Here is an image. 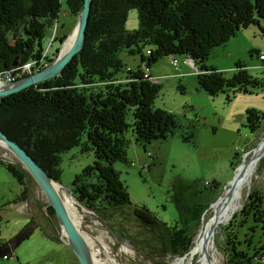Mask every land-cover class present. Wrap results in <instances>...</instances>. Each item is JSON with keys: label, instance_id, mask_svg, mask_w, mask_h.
Listing matches in <instances>:
<instances>
[{"label": "trees", "instance_id": "trees-1", "mask_svg": "<svg viewBox=\"0 0 264 264\" xmlns=\"http://www.w3.org/2000/svg\"><path fill=\"white\" fill-rule=\"evenodd\" d=\"M64 1L68 12L78 17L84 0ZM61 3L62 0H0V77L12 72L14 62L16 67L34 63L33 72L53 63L57 48L51 58L47 57L42 41L45 29L52 28L59 18ZM132 9L137 12L138 27L127 31V15ZM262 21L264 0H92L80 53L57 77L1 99L0 131L57 183L62 153L74 147H79L81 153L92 151V165L84 167L72 180L70 189L75 200L96 214L102 208L130 204L127 189L114 169L117 162L128 163L125 132L130 127L134 142L146 148L154 140L168 139L178 128L173 114L153 108L159 85L152 82L148 70L163 57L183 56L200 71L195 75L197 87L209 96L215 97L225 88L233 95L249 93L252 88L264 86V79L252 78L241 63L236 64L230 78H225L222 72L208 66L207 60L213 48L235 37L241 29L256 25L264 32ZM66 37L55 41L62 43ZM122 50L139 56L135 70L126 68L120 60ZM120 72L125 75L122 80L117 77ZM129 112L131 124L127 123ZM245 119L254 133L260 130L264 115L250 109ZM181 138L191 143L194 132ZM0 165L23 187L13 204L25 202L27 172L2 160ZM263 202L264 196L258 191L249 194L240 223L251 219L253 225L244 240H237L233 231L240 224L237 221L235 226L236 218L225 228L231 264H264ZM208 206L189 205L191 212L183 213L177 204L180 215L189 218H184L181 227L160 224L145 207H135L134 215L143 224L165 229L169 253L182 257L192 246L190 228L199 225V217ZM47 211L55 219L48 206ZM5 248L7 244L1 243L0 257Z\"/></svg>", "mask_w": 264, "mask_h": 264}, {"label": "rangeland", "instance_id": "rangeland-1", "mask_svg": "<svg viewBox=\"0 0 264 264\" xmlns=\"http://www.w3.org/2000/svg\"><path fill=\"white\" fill-rule=\"evenodd\" d=\"M77 22L78 17L68 12L65 1L62 0L59 18L52 28L47 27L44 32V55L51 58L57 48V58L65 40L74 31L76 35ZM261 26H264L263 21ZM137 27V12L132 9L128 12L125 29L134 31ZM62 35L67 36L64 42L55 41ZM118 55L125 67L131 70H135L140 63L138 55H130L125 50L120 51ZM260 55L264 56V32L258 26L251 25L241 29L223 45L213 48L207 65L213 66L216 71L224 68L220 72L225 78H230L235 72L236 64L241 63L252 78L262 81L264 60L259 59ZM183 60L193 70L192 73L150 77L152 82L159 85V94L153 108L173 114L178 123L173 135L165 140H154L143 148L134 142L130 127L124 134L128 140V163L117 162L114 169L127 189L130 204L102 208L99 214L85 208L73 195L70 196V187L75 175L84 167L92 165V151L81 153L79 147H74L60 155V192L75 201L80 218L77 229L94 239L98 248L103 246V250L115 264H171L179 258L169 253L166 230L143 224L135 217L134 208L145 207L160 224H166V227H181L188 215L182 217L177 204L183 213L191 212L189 205H209L199 217V225L188 229L190 234L196 237L206 212L230 185L245 156L264 136V120L261 121L260 130L253 133L246 126L245 119L246 111L250 109L264 115V86L252 88L249 93L237 92L235 95L225 88L224 92L212 97L198 89L195 75L200 71H197L190 58L163 57L152 67L162 68L166 72L173 69L178 71ZM192 75L194 77H191ZM124 76L121 72L117 75L121 80ZM5 84L0 82V88ZM127 123H132L130 112L127 114ZM189 131L194 132V141L191 143L181 138L188 135ZM82 141H85V137H82ZM1 146L3 145L0 143V160L21 166L15 157ZM24 182L28 201H25V204H13L23 187L0 165V244L12 245L14 248L13 256L9 255L13 259L10 261L0 257V264H78L74 254L65 245L66 237L57 221L47 211L48 204L38 185L29 174ZM213 184L216 186L210 189L209 186ZM254 190L264 196V156L258 163L251 188H246L243 192L242 207L217 231L218 234L216 233L217 264H231L230 253L226 249L228 237L225 228L235 218V226L238 225L237 221H242L241 211L249 194ZM197 191L201 193L198 194ZM188 221L191 225L192 221ZM252 225L251 219H248L246 223L241 222L238 228L233 229L237 240H244L246 234L252 232L249 231ZM32 226L34 230L31 236L20 239ZM259 232V228L256 229L255 241L258 240ZM104 256L105 254L101 253L96 258L105 259ZM105 260L107 263L108 259Z\"/></svg>", "mask_w": 264, "mask_h": 264}, {"label": "water", "instance_id": "water-1", "mask_svg": "<svg viewBox=\"0 0 264 264\" xmlns=\"http://www.w3.org/2000/svg\"><path fill=\"white\" fill-rule=\"evenodd\" d=\"M91 2L92 0H84L83 2V7L78 16V22L75 28L76 35L70 48L63 55L60 54V48L57 58L44 69L3 85L0 88V100L9 95L34 87L44 81L53 79L61 74L66 65L80 53L84 45ZM13 66L16 67V62H14ZM0 143L15 157V159L21 164L22 169H24L38 185L48 206L54 212L58 226L66 237V247L74 254L78 264H93L89 245L84 239L82 233L79 232L77 227L72 223L64 202L55 187L56 185L61 187V185L55 182L23 148H21L16 142L10 140L2 131H0ZM234 179L235 176L230 183L234 181ZM71 195L72 192L70 191V196ZM109 232L115 238H118L111 230H109Z\"/></svg>", "mask_w": 264, "mask_h": 264}, {"label": "bare ground", "instance_id": "bare-ground-1", "mask_svg": "<svg viewBox=\"0 0 264 264\" xmlns=\"http://www.w3.org/2000/svg\"><path fill=\"white\" fill-rule=\"evenodd\" d=\"M74 33L65 40L63 49L60 53L61 55H63V53H65V51L71 46L75 36ZM263 149L264 136L261 138L258 145L245 156L242 165L235 171L234 181L225 188L223 194L206 212L200 229L198 230L196 237L194 236L195 238L191 250L186 256L183 258H176L171 264H217L218 252L215 248L216 233L221 227L225 226L242 207L244 200L243 192L246 188H251L258 163L264 156ZM55 187L64 202L72 223L77 226V223L80 222V218L75 208V201L67 195L64 196L63 193L60 192V187L58 185ZM82 235L89 245V248H91L93 264H115L113 259H109L110 256L103 250V246L98 248L94 239L88 235L86 236V234ZM101 253L105 254V259H108L107 263L105 259L100 260L96 258L97 256H100Z\"/></svg>", "mask_w": 264, "mask_h": 264}, {"label": "crops", "instance_id": "crops-1", "mask_svg": "<svg viewBox=\"0 0 264 264\" xmlns=\"http://www.w3.org/2000/svg\"><path fill=\"white\" fill-rule=\"evenodd\" d=\"M63 36V35H62ZM184 61L185 60H183L181 63H182V65H181V67H179V70L177 71V70H175V69H173V70H170L169 72H166V71H164L162 68H158V69H154L153 67V69L152 68H150V70H149V75L150 76H153V77H165V76H177V75H182V74H185V73H189V72H193V70L187 65V64H185L184 63ZM213 67V66H212ZM226 69V68H225ZM221 70H224V68L223 69H221ZM221 70H219V72L221 71ZM191 77H194L193 75L191 76ZM195 79V78H194ZM28 201V198H27V200H26V202ZM24 204H25V202H23ZM23 204V205H24ZM19 210L21 211V207H19ZM33 230H34V227L32 226V228L30 229V230H27V232H25L24 233V235L26 236H31V234H32V232H33ZM27 237V238H28ZM10 246H11V248H10ZM13 246L12 245H8L7 246V248H5V254H7L8 255V259H4V260H10L11 258L13 259V257H10L11 255H12V251H13ZM10 255V256H9ZM13 256V255H12ZM11 259V260H12ZM76 259V258H75ZM10 260V261H11ZM76 261H77V259H76ZM77 263H78V261H77ZM12 264H14V262L12 263Z\"/></svg>", "mask_w": 264, "mask_h": 264}, {"label": "built area", "instance_id": "built-area-1", "mask_svg": "<svg viewBox=\"0 0 264 264\" xmlns=\"http://www.w3.org/2000/svg\"><path fill=\"white\" fill-rule=\"evenodd\" d=\"M259 59L261 61H263L264 60V56L260 55ZM173 64H175V61L173 62ZM33 67H34V63H31V62L30 63H26V64H24L22 66L15 67V69H13L12 72L6 73V75L1 76L0 77V82L8 84V83H11V82L15 81L16 77H19V76H22V75L31 74ZM3 258L7 259L8 255L7 254L4 255Z\"/></svg>", "mask_w": 264, "mask_h": 264}, {"label": "flooded vegetation", "instance_id": "flooded-vegetation-1", "mask_svg": "<svg viewBox=\"0 0 264 264\" xmlns=\"http://www.w3.org/2000/svg\"><path fill=\"white\" fill-rule=\"evenodd\" d=\"M34 72H33V69H32V73L31 74H33ZM31 74H28V75H31ZM28 75H25V76H28ZM22 77V76H21ZM16 80V79H15Z\"/></svg>", "mask_w": 264, "mask_h": 264}]
</instances>
